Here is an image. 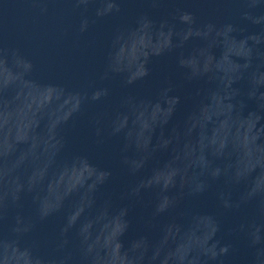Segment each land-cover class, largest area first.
<instances>
[{
  "label": "water",
  "instance_id": "water-1",
  "mask_svg": "<svg viewBox=\"0 0 264 264\" xmlns=\"http://www.w3.org/2000/svg\"><path fill=\"white\" fill-rule=\"evenodd\" d=\"M0 264H264V0H0Z\"/></svg>",
  "mask_w": 264,
  "mask_h": 264
}]
</instances>
